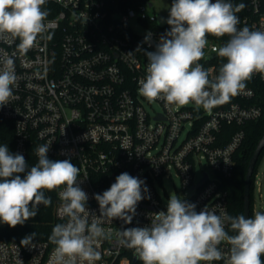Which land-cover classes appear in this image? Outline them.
<instances>
[{"label":"built area","instance_id":"2783aa9c","mask_svg":"<svg viewBox=\"0 0 264 264\" xmlns=\"http://www.w3.org/2000/svg\"><path fill=\"white\" fill-rule=\"evenodd\" d=\"M229 2L245 4L237 13L238 29L264 31V0ZM42 8L48 12L46 31L33 47L22 52L19 39L0 40V54L13 57L17 76L14 98L0 107V118L14 125L15 153L36 155V149L47 144L49 158L69 159L79 168L77 182L88 195L90 214H100L94 194L109 189L123 172L144 180L150 194V199L138 202L131 224L117 218L101 225L111 228L113 235L99 241L100 258L93 264H142L134 249L119 243L116 233L150 225L154 213L167 210L160 187L172 172L181 179L182 200L194 203L197 211L206 207L230 216L224 180L235 173V155L246 137V124L263 114L255 88L246 85L211 110L194 103L167 105L163 100L155 101L160 105L156 110L138 92V81L147 74L144 51H154L170 28L153 1L46 0ZM148 32L151 47L142 43ZM207 39L205 56L198 63L212 79L223 65L213 49L230 37ZM253 77L264 82V74ZM63 187L54 204L60 223H66L59 214ZM33 243L31 248L0 239V264H54L55 245L45 240ZM219 247L228 254L230 245Z\"/></svg>","mask_w":264,"mask_h":264},{"label":"clouds","instance_id":"9594fccd","mask_svg":"<svg viewBox=\"0 0 264 264\" xmlns=\"http://www.w3.org/2000/svg\"><path fill=\"white\" fill-rule=\"evenodd\" d=\"M45 3L0 0V40L12 43L19 39L17 47L22 52L33 47L46 31ZM244 8L245 4L233 5L229 0H173L169 16L166 20L161 17L169 30L160 36L154 51H144L148 66L146 76L138 81L139 94L149 102L163 100L178 106L194 103L197 108L211 110L245 89L254 73L264 74V31L247 26L238 29L237 13ZM209 35L230 37L213 49L227 62L212 79L198 63L205 56ZM142 43L151 47V32ZM0 66L3 107L14 98L17 76L12 56L0 54ZM49 148L45 144L36 149L38 162L29 169L22 154L0 145V223L11 228L23 225L37 215L41 204H51L45 190L64 186L59 192V214L66 223L56 224L49 236L55 245L54 264H93L100 258L96 250L99 241L113 235L111 228L101 225L117 218L131 224L138 202L150 199L149 189L144 180L123 172L109 189L94 194L100 214H90L88 195L77 182L79 168L69 159H49ZM230 231L235 234L230 235ZM116 235L121 245L134 249L142 264H201L222 259L225 264H264V212L260 211L247 218L217 215L206 207L197 211L194 203L172 196L167 210L154 213L150 225L123 228ZM35 237V232L25 236L20 245L34 248ZM222 243L230 245L227 255L219 247Z\"/></svg>","mask_w":264,"mask_h":264},{"label":"trees","instance_id":"16d2710c","mask_svg":"<svg viewBox=\"0 0 264 264\" xmlns=\"http://www.w3.org/2000/svg\"><path fill=\"white\" fill-rule=\"evenodd\" d=\"M222 59L223 64L227 62L226 58ZM246 85H250L255 88L258 95L257 101L263 108V114L259 119L254 120V122L250 121L246 124V137L235 155V173L230 178L224 180V187L228 191L230 216L233 217L244 215V189L246 172L254 150L264 134V82L255 79L252 76L250 80L246 81ZM4 144L8 146V149L11 153L15 154V130L13 122L0 118V145ZM263 153L264 149L262 150L260 156H258L259 158L256 163L255 170L260 158L263 157ZM24 158L29 166V169L38 162V157L34 153H30ZM49 159L60 160L57 158ZM20 175L21 178H23L24 174L22 173ZM253 183L254 174L252 177L251 190L253 189ZM58 189L59 188L51 192L45 190V195L51 198V204L49 206H44L41 204L39 206L37 215L34 218L26 221L23 225H17L15 228H11L7 224L0 223V239L20 242L22 238L35 232L36 237L34 240L49 241V236L51 235L53 227L60 223L54 216V204ZM252 206L253 202L251 191L250 217L253 211V208H251ZM229 234L234 235L235 233L230 231ZM49 243L54 245L50 241ZM261 259L264 261V256H262Z\"/></svg>","mask_w":264,"mask_h":264},{"label":"rangeland","instance_id":"374dc122","mask_svg":"<svg viewBox=\"0 0 264 264\" xmlns=\"http://www.w3.org/2000/svg\"><path fill=\"white\" fill-rule=\"evenodd\" d=\"M154 3L155 11L167 18L169 16V8L172 4V0H151ZM152 107L156 110L160 109V105L157 102H153ZM263 157L260 158V161L257 164L256 170L254 174V183L252 191V202L253 208L251 217H254L255 212L264 210V153ZM205 165V169L207 171H211L209 166L206 165V162H203ZM201 169L199 170V172ZM198 172V173H199ZM160 192L163 196L164 202L167 203L168 199L172 196H179L182 198L185 194L181 179L176 175L175 172H172V176H166L163 180V184L160 187Z\"/></svg>","mask_w":264,"mask_h":264},{"label":"water","instance_id":"95a60500","mask_svg":"<svg viewBox=\"0 0 264 264\" xmlns=\"http://www.w3.org/2000/svg\"><path fill=\"white\" fill-rule=\"evenodd\" d=\"M264 149V134L259 140L253 156L251 157L248 165V169L245 177V189H244V215L250 217V204H251V186H252V177L255 170L256 163L258 161V156H260L262 150Z\"/></svg>","mask_w":264,"mask_h":264}]
</instances>
